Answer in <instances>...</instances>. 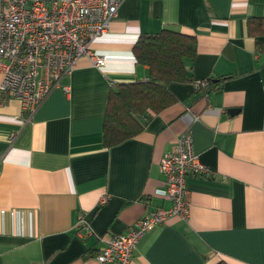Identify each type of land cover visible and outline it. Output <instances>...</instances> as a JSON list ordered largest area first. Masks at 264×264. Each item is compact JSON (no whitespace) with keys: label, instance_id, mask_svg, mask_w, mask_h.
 Masks as SVG:
<instances>
[{"label":"crops","instance_id":"crops-1","mask_svg":"<svg viewBox=\"0 0 264 264\" xmlns=\"http://www.w3.org/2000/svg\"><path fill=\"white\" fill-rule=\"evenodd\" d=\"M251 17H264V0H125L92 45L105 67L82 59L62 81L69 94L54 89L29 121L19 101L0 104V264H100L98 237L171 205L157 192L160 162L188 127L211 172L187 178L188 219L150 229L130 264H264V37L260 50ZM165 28L197 39L191 81L170 86L176 103L138 135L107 147L111 84L148 79L134 47ZM206 79L216 88L196 92ZM81 218L94 236H78Z\"/></svg>","mask_w":264,"mask_h":264},{"label":"built area","instance_id":"built-area-1","mask_svg":"<svg viewBox=\"0 0 264 264\" xmlns=\"http://www.w3.org/2000/svg\"><path fill=\"white\" fill-rule=\"evenodd\" d=\"M125 0H0V104L21 103L26 120L56 88L69 94L70 78L82 59L102 69L106 59L93 50V43L104 35ZM209 81H196L204 88ZM199 120V117H194ZM17 134L11 135L14 142ZM165 187L158 194L171 202L157 208L129 227L127 233L102 236L104 246L96 254L100 264H130L145 234L172 217L187 220L191 199L186 186L189 176H206L210 169L194 152L191 128L177 138V144L160 162ZM77 234L94 236L81 218Z\"/></svg>","mask_w":264,"mask_h":264},{"label":"trees","instance_id":"trees-1","mask_svg":"<svg viewBox=\"0 0 264 264\" xmlns=\"http://www.w3.org/2000/svg\"><path fill=\"white\" fill-rule=\"evenodd\" d=\"M248 34L263 49L264 17L247 21ZM197 54V39L174 28H165L154 34H141L134 47L136 61L148 67V79L132 83H112L104 117V145H120L143 131L146 123L176 103L170 91L174 83L190 82L189 65ZM204 88L196 92H211L216 81L207 79ZM196 81H193V85ZM218 264H226L219 262Z\"/></svg>","mask_w":264,"mask_h":264},{"label":"water","instance_id":"water-1","mask_svg":"<svg viewBox=\"0 0 264 264\" xmlns=\"http://www.w3.org/2000/svg\"><path fill=\"white\" fill-rule=\"evenodd\" d=\"M232 113L236 112V111H231Z\"/></svg>","mask_w":264,"mask_h":264}]
</instances>
